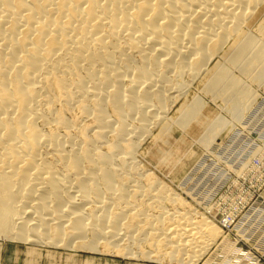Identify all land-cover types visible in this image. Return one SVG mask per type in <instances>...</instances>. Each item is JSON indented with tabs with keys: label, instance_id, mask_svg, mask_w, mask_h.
<instances>
[{
	"label": "bare ground",
	"instance_id": "6f19581e",
	"mask_svg": "<svg viewBox=\"0 0 264 264\" xmlns=\"http://www.w3.org/2000/svg\"><path fill=\"white\" fill-rule=\"evenodd\" d=\"M263 33L264 0H0V238L67 248L81 240L79 248L90 251L102 240L115 250L142 223L138 242L151 235L168 260L195 264L219 230L206 214L195 220V213L166 210L154 178L141 186L138 141L159 128L155 139L168 152L171 136L203 118L197 142L217 145L256 101L243 79L264 85ZM190 85L230 103L231 123L205 114L200 95L184 100ZM262 204L224 226L215 264H256L230 241L253 240L249 221L264 231ZM143 207L158 216L145 222ZM214 211L221 222L232 215ZM126 215L132 223L123 234ZM129 248L116 251L127 257Z\"/></svg>",
	"mask_w": 264,
	"mask_h": 264
},
{
	"label": "rangeland",
	"instance_id": "374dc122",
	"mask_svg": "<svg viewBox=\"0 0 264 264\" xmlns=\"http://www.w3.org/2000/svg\"><path fill=\"white\" fill-rule=\"evenodd\" d=\"M259 39L264 43V33L259 36ZM233 73L236 77L242 78L241 76H238L239 73L237 72V70H234ZM253 78H255V76L252 78L250 76L249 79L244 78L243 80L248 86H250L251 93H255V98H253V95L251 94V99H256V101L252 99V102H254L253 104L252 102H248L250 105L247 104L242 120L240 121V123H238V125H235L233 130H229V128L223 127V129H226L222 131V135L218 137V139L215 141V143L217 142V145L215 144L205 149L200 146L201 144L199 142H197L199 141L197 140L198 135L204 134L203 131L205 129H202L201 127V125H203L204 123L203 118H200L201 120H199L200 122H196L197 124L195 123L194 125H192L193 127L191 128V131L188 130L186 131V133L180 132L181 134L178 133L176 136H171L168 139V142L171 145L169 146L168 144V146L171 148L170 150L172 152L168 150L169 148L167 149L168 152L164 151L165 149L162 142H159L155 139L160 131L159 128L156 127H154V129H152L153 127L150 128L149 137L144 136L138 141L139 149L134 162L136 165H138L136 168L142 167V170L137 169V178L140 180V177H142V179L140 180L141 186H146L145 184L148 185V182L146 181L148 180L147 177H151L152 179L154 178L153 180L154 182H156V185H158L159 188L158 193H162L166 197V200H163L162 202V206H164V208L166 207V210H171V213L176 212L175 210H177L179 214H184L185 212L189 214L195 213V220H200V218L206 214L207 216L205 215L204 217L211 221L213 224H215V226L219 230V237L216 239L217 242L215 241L214 244H211L207 249L208 251L206 250L204 254L199 257L201 260L199 259L195 262V264L217 263V257H215V254L217 253V248L219 246L218 244L220 243V240L222 238L221 235L224 230V226H226L229 222L231 223L232 221H234V223H239L238 220L241 218V216H244L246 214H252L253 208L257 209L260 206H263L262 202L264 201H262L261 198L262 195H264V85L253 81L255 80ZM195 95L201 96L205 107L204 112L207 111L205 114L208 113L207 115H209L212 119L213 117H222L221 119L222 121L224 120L223 122L225 126L228 125V123H231L232 116L229 113L231 109L230 103L227 104L228 102H224V100L221 98L210 99V96H206L200 92L197 85H190L188 87L184 100L191 101ZM173 104L174 105H169V111L167 110V113H169L168 116L170 117L175 115L180 105V103L178 102H176V104ZM196 126L197 128H195ZM172 142L176 143L172 146ZM231 144L234 145L232 146ZM183 151L185 153H183ZM176 157L179 158L175 160ZM161 158L165 161L161 160ZM198 158L199 161L191 168V166L196 162ZM157 159H160L163 162L160 163ZM183 162L185 163L182 164ZM249 162L252 163L250 164ZM174 163L176 166L174 165ZM178 164H181V166H179ZM144 181H146V183ZM159 190L162 192H160ZM163 192H165V194ZM155 193L154 195H156ZM172 196L173 198L180 200V202L177 201L176 203L178 205H173L169 202V200L167 201V197L172 198ZM182 203H184L185 206L182 207ZM209 209L212 212L215 210L214 212H216L221 217H223L224 214L231 212L232 215L231 218H226V220H224V224V222H221V220H219L220 218L213 216L212 212L210 213ZM148 210L149 209H144V207L140 209L141 212L145 211V213L149 215L148 219L144 218V220H146L145 222H147V220H150L149 218L151 216H158V212H155L156 210L158 211V209L152 208L151 210L150 207V210L152 212ZM131 211L132 213H134L133 210ZM128 213L132 215V213H130L129 211L126 214ZM209 213L211 215H209ZM259 214L261 215L260 223L263 224L262 216H264V211L262 214ZM128 215H126L127 222L125 219H122V221L125 220V223H120L121 228L130 224L129 222H131L130 218H132V216ZM176 216L177 214L175 213V217ZM254 216L259 217V215L256 214H254ZM177 217L176 218L179 221L174 220L177 221L176 223H174L180 225V223L178 222L181 221V217L179 215ZM165 221V224L167 222V224H169L168 220ZM234 223L231 226L233 228L237 227V225ZM182 224L183 220L181 221L180 226H182ZM140 226H142V223L139 225V227ZM253 226H255V223L249 221L244 227L245 232L249 234L251 239H253V242L246 239L244 241L243 239V243H246L248 246L238 245L240 242L235 239L231 240L230 244H235L233 245L235 249H238L240 247L243 248L244 251L249 250L255 257L256 264H259L260 259H264V242H261V239H264V231L261 229L262 231L260 230L259 232H257V229L253 230ZM126 227L122 230L120 228V233L125 234L123 230H125V232H129V230H126ZM139 227H137V229L134 228V230H132V232L136 230L134 232L135 235L134 233H130L133 237V240L131 238L132 242H130L129 238L127 239V237L125 236V238H123L122 240L123 242L120 241L117 243V246H119L115 250H112L111 248L113 245H109L111 247L106 245V247L105 243H103L102 240H99V242H97V248L94 251H90L87 249L79 248V244L77 243L81 240H78V242L76 240L75 244L73 243L75 246L71 245V247L69 246L70 248H67L60 245L53 246L49 244L32 245L23 242L20 243L15 241H6L0 238V264H179L177 261L168 260L167 258H165V256L161 254L162 252L159 250V247L154 246L151 243V235L150 239L138 242L140 238L139 236L143 235L141 230L145 227V225L143 224L141 228ZM137 230L139 231L140 235ZM136 233L138 235H136ZM141 239L142 236L140 240ZM127 247H130L129 249L130 251H132L130 255H128L127 257L123 255V257L121 254L118 253V251L122 253L123 251H121V249L125 250V248ZM227 247L228 246H226L224 250L227 249ZM110 248L111 250H109ZM249 248H251L252 250ZM156 251H160V253H157ZM156 253L157 255L155 256ZM143 255L152 256H148V258H146L147 256L144 257ZM161 255L162 258L164 257L163 259L161 258ZM180 257L181 256L179 255L178 258ZM185 257L184 259H187Z\"/></svg>",
	"mask_w": 264,
	"mask_h": 264
},
{
	"label": "built area",
	"instance_id": "2783aa9c",
	"mask_svg": "<svg viewBox=\"0 0 264 264\" xmlns=\"http://www.w3.org/2000/svg\"><path fill=\"white\" fill-rule=\"evenodd\" d=\"M238 245H245V244L243 242H240ZM259 264H264V259H260Z\"/></svg>",
	"mask_w": 264,
	"mask_h": 264
}]
</instances>
